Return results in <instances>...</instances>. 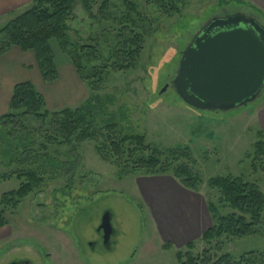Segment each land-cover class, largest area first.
Instances as JSON below:
<instances>
[{"label":"rangeland","instance_id":"obj_1","mask_svg":"<svg viewBox=\"0 0 264 264\" xmlns=\"http://www.w3.org/2000/svg\"><path fill=\"white\" fill-rule=\"evenodd\" d=\"M131 1L153 23L135 69L114 72L108 63L116 46L117 25L90 21L81 7L68 22L71 43L96 47L108 64L97 92L81 81L58 43L51 41L59 71L64 76V61L72 69L66 81L68 89L78 91L73 102L67 98L62 105L77 109L83 102L76 101H84L91 94L101 100L112 98L114 103L108 106V114L116 115L115 135L120 139L143 136L147 146L164 154L162 162L169 151L188 149L195 160L194 172L204 182L217 177H239L264 193V159L257 165L258 171L253 170L254 145L259 134L264 135V90L258 101L248 107L214 113L189 107L172 87L182 53L212 18L242 13L264 24V11L256 8L258 0H181L180 13L172 16L162 14L145 0ZM123 2L115 0L114 4L123 10ZM99 4L100 0L95 13ZM84 65L89 69L102 67L103 61ZM50 122L49 119L42 125L25 117L20 130L0 128V179H5L0 180V199L27 181L17 180L18 173L31 171L42 180L40 189L25 198L17 210L7 211L8 226L0 230V264H178L177 253L186 252L189 243H195V256L209 248L198 235L200 228L204 233L213 225L207 205L218 204L216 191L206 185L197 193L189 191L174 179L172 172L161 176L135 173V162L148 158L150 152L130 154L134 147L128 144L120 159L108 153L104 160L99 152L102 148L108 152L104 138L85 142L74 138L64 144L48 142ZM200 206L206 220L203 227L196 225ZM105 212L111 213L115 231L110 249L104 246L103 233H98ZM168 219L175 225L186 222L190 230L194 228L190 242L168 233L175 228ZM211 249L215 258L229 254L236 260L250 252L264 254V216L256 236L223 238L214 242Z\"/></svg>","mask_w":264,"mask_h":264},{"label":"trees","instance_id":"obj_2","mask_svg":"<svg viewBox=\"0 0 264 264\" xmlns=\"http://www.w3.org/2000/svg\"><path fill=\"white\" fill-rule=\"evenodd\" d=\"M114 1L100 0L98 11L95 13L94 8L98 5V0H35L25 13L0 30V57L6 55L13 47L20 48L23 52H32L43 81L55 83L58 80V70L51 41H56L61 52L71 61L81 81L88 83L91 91L95 93L104 81L108 64L98 54L96 47L71 43L68 37L70 31L68 22L74 19L76 9L81 7L90 21L98 24L113 23L119 27L115 36L116 46L112 49L108 60L114 72H125L136 68L143 51L145 37L149 36L153 27L152 21L138 11L135 2L124 0L123 10H120L116 8ZM145 1L157 7L166 16L179 14L183 5L181 0ZM98 60L103 61L102 67L93 66L89 69L84 65ZM113 103L112 98L101 100L97 95L91 94L77 109L65 108L50 112L46 109L44 98L35 87L30 83H24L15 86L9 112L0 118V128L20 130L25 117H32L42 125L50 119L47 139L53 144L70 143L74 138L79 142L104 138L108 143V152H103L104 148L99 149L104 160H107L108 153L120 159L126 153L127 144L134 147L130 154L150 152L148 158H141L135 162L133 168L135 173L161 176L172 172L174 179L189 191L197 193L201 186L206 185L219 194L218 204L207 205L213 225L200 239L201 243L209 248L195 256L193 254L195 243H189L185 247L186 252L177 253L178 264H264V254L256 252H250L238 260L229 254L218 258L211 254V246L216 241H221L223 238L245 239L259 233L264 216V193L259 187L246 182L243 178L233 176L217 177L204 182L202 176L194 172L195 160L190 150L169 151L165 162H162L164 154L158 148L147 146L143 136L120 139L115 135L118 128L115 123L116 115L108 114V106ZM121 117L126 118L123 110ZM254 152L253 170L256 172L257 165L262 164L264 159V135L259 134ZM181 160L186 162L181 163ZM16 179L19 181L27 179V181L22 182L17 191L1 197L0 230L8 226L7 211L17 210L25 198L40 189L42 183V180L31 171L18 173ZM0 180L5 181V179ZM217 250L221 251L219 246Z\"/></svg>","mask_w":264,"mask_h":264},{"label":"water","instance_id":"obj_3","mask_svg":"<svg viewBox=\"0 0 264 264\" xmlns=\"http://www.w3.org/2000/svg\"><path fill=\"white\" fill-rule=\"evenodd\" d=\"M172 87L198 111L228 113L254 104L264 90V26L242 13L212 18L182 53ZM100 232L110 249V212L102 216Z\"/></svg>","mask_w":264,"mask_h":264},{"label":"crops","instance_id":"obj_4","mask_svg":"<svg viewBox=\"0 0 264 264\" xmlns=\"http://www.w3.org/2000/svg\"><path fill=\"white\" fill-rule=\"evenodd\" d=\"M34 2L35 0H0V27L5 26L10 21L25 13L33 5ZM255 3L257 9L264 11V0H258ZM55 63L58 70L59 79L56 83H46L42 79L37 66L35 55L32 52H23L20 48L13 47L6 55L1 56L0 118L5 116L9 112V107L15 86L24 83H30L35 87L37 92L44 98L46 109L48 111H55L65 108L66 105L62 104H64V101L67 100V98L71 99L73 102V99L78 91L76 88H74V90H70L68 89L69 86L66 85V81H68L72 75V69L68 62L64 61L63 63L65 72L63 76V73H61L58 69L56 57ZM84 101L80 99L76 102L82 103ZM196 212V225L199 227H203L206 220L205 216H203L202 207L200 206L198 210H196ZM168 220L169 223L171 222L175 226V228H170V230L172 231H168V233L176 239L180 238L183 240L188 238L187 242H190L189 238H191V236L195 233L194 228L193 230H190L189 225L186 222L184 224H179L177 222V224L175 225V222L172 219ZM202 229L203 228H200V234L198 235V238H200L203 234Z\"/></svg>","mask_w":264,"mask_h":264},{"label":"flooded vegetation","instance_id":"obj_5","mask_svg":"<svg viewBox=\"0 0 264 264\" xmlns=\"http://www.w3.org/2000/svg\"><path fill=\"white\" fill-rule=\"evenodd\" d=\"M231 15H234V14H228V15H224V16H219V18H226V17L231 16ZM248 16L254 18V16H252V15H248ZM255 18H256V17H255ZM256 19L258 20V22H260V24H261L262 26H264V24H263L258 18H256ZM14 263H16V264H28V263H26V262H13L12 264H14Z\"/></svg>","mask_w":264,"mask_h":264}]
</instances>
